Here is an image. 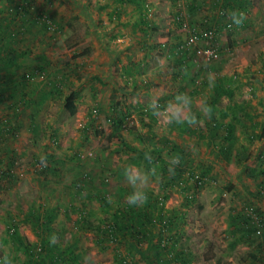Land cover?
Here are the masks:
<instances>
[{
	"label": "rangeland",
	"instance_id": "rangeland-1",
	"mask_svg": "<svg viewBox=\"0 0 264 264\" xmlns=\"http://www.w3.org/2000/svg\"><path fill=\"white\" fill-rule=\"evenodd\" d=\"M19 1L0 0V78L13 81L8 86L13 96L6 94L0 102V143L10 146L0 157L13 158L15 174L10 181L0 178V264H51L44 254L57 245L73 254L59 264H147L141 259L144 252L137 263L138 258L130 263L116 258L115 263L113 246L100 253L96 244L94 228L124 221V213L133 207L126 199L132 190L125 179L129 166L156 169L147 192L153 200L166 195L162 208L188 198L206 207H179L180 231L166 226L158 231L155 220L154 225L146 222L150 228L145 235L118 231L104 244L139 239L155 245L146 254L157 256L150 264H203L210 254L227 256L233 264H260L264 103L259 102L262 90L255 87L261 73L255 71L264 53V0L243 5V25L216 32L218 54L211 59L196 54L185 40L193 31L198 43L207 42L198 28L200 20L218 8L214 0H30L24 13L13 10ZM45 5L54 23L49 27L35 18ZM74 32L78 41L67 43ZM9 34L13 38H7ZM215 73L222 78H214ZM113 86H118L115 99L109 94ZM68 90L77 95L73 116L62 107ZM181 93L191 98L190 106L175 99ZM152 97L158 98L161 110L148 128L143 123L147 116L139 113ZM169 102L178 105L184 120L195 114V132L168 122L174 110ZM211 105L209 118L203 108ZM9 110L14 113L5 121ZM106 112L120 115L121 122L101 124L100 115ZM244 114L249 120L241 118ZM5 125L8 130L2 129ZM101 126L104 132L95 133ZM114 132L121 140L111 135ZM175 146L181 148L177 156ZM189 146L197 151H187ZM164 162L171 168L161 174L157 167ZM214 169L218 180L209 175ZM156 185L163 193L156 192ZM233 190L244 196L241 203L234 198L238 209L224 207ZM247 207L258 224L245 216ZM12 224L15 233L9 234ZM53 234L57 239L50 242ZM42 238L47 241L42 243ZM24 244L36 260H29Z\"/></svg>",
	"mask_w": 264,
	"mask_h": 264
},
{
	"label": "trees",
	"instance_id": "trees-1",
	"mask_svg": "<svg viewBox=\"0 0 264 264\" xmlns=\"http://www.w3.org/2000/svg\"><path fill=\"white\" fill-rule=\"evenodd\" d=\"M17 1H19V0H17ZM14 2H16V1H14ZM246 2H248V0H214L213 1L214 9L216 7H218V8L215 9V11L213 13H211V15H206L200 20V22H199V26L200 27L198 28V33L200 35H202V32L204 30H212L213 31V35L210 38L209 43L211 41L216 42L215 40H216L217 36H215V34L220 28H222V27H230V26L234 25V24H232L231 20L229 19L228 15H227V12L229 10H239L240 12H243V10L245 9L243 5ZM29 4H30V0L19 1V2H17V5L14 7L13 10L14 11H20V12L24 13V12H26L27 8L29 7ZM49 4L50 3L47 2V5H49ZM47 5H45V7ZM177 16H179V13H178V11H175V17H177ZM35 18L38 20L37 21L38 24H42L43 26H46V27L47 26L49 27L52 24H54L50 14L47 11V7H46V9L40 10L37 13V15L35 16ZM141 21L143 23L146 22L145 20H142V19H141ZM244 23H246V19H244L242 25ZM235 27H237V26L235 25ZM78 37L79 36L77 35V33L74 32V33L70 34L68 37H66V42L69 43V44L71 42V44H73L74 42L78 41V39H77ZM7 38H13V35L9 34V37H7ZM206 40L208 42L209 38L207 37ZM207 42L205 44H202V45H207ZM217 45L220 48L222 47L219 44H217ZM227 47H228V44L225 45V49H227ZM9 49H10V47H9ZM260 58L262 59V64L264 65V54ZM65 60H68V58L66 56L64 57V61ZM4 76L7 77L8 74L4 73ZM11 79H12V77H11ZM5 80H6V78L5 79L4 78L0 79V86L3 85V87H4L3 90H7L8 91L11 88H8V86L4 85L5 84L4 83ZM10 81H12V80H10ZM117 87L118 86L111 87V90L109 92L111 98H113V99L117 98V95L115 94L118 91ZM64 96L65 97H64L63 105H62L63 109L67 112V114L69 116L75 115V113L77 112V104H76L77 95L75 94V91L74 90H68V92ZM212 109L213 108H212V105H211V110ZM113 110H114V108H113ZM13 113L14 112H11V110H9V112H7V114L4 116L5 121H7L10 118V116L13 115ZM110 114L111 113L106 112V113L100 115L101 124L106 123L108 121L118 122V123L121 122V116L120 115H118V118H116V117H113V115L111 116ZM139 114H141V116L142 115L143 116L144 115L147 116L146 121L143 122V123H145L146 126H148V128L151 127V125H153V121L156 120V115H153L151 109H149V108H147V109L145 108V110L142 109V111H140ZM185 120H187V118ZM2 129L8 130V127L6 126V127H3ZM182 129L184 131H186V132H189V131L190 132H195L194 130L196 129V123L191 125V126L188 123H183L182 124ZM103 132H104V127L103 126H101L100 128H97V130H95V133H103ZM12 134H13V136H17V131H15V129H14ZM111 135L114 136V137L116 136L117 139L121 140V135L118 132H114L113 134L111 133ZM224 148H225V146H221L220 145V149L219 150L221 152H224ZM7 151H9V150L5 149L3 152H7ZM187 151H189V150H187ZM178 152H179V150L177 148V150L175 151V155L176 156H177ZM1 158L2 157H0V178L5 179L6 181L7 180L10 181L15 176V174L12 171L13 161L14 160H13V158H10L9 160L8 159H1ZM181 171H182V169H181ZM124 214H126L125 215L126 217L124 219V223L123 224L119 225V224H114V222H110V223L106 224L105 227H100L99 228L97 226V227L94 228V230L98 231L97 232L98 236H99V233H100L99 237L96 236V239H97L98 242L101 243V241H103L105 239L113 238L115 229L118 232L119 229L122 228V230H125L124 231L125 233L129 230L131 222L133 224V221L131 219V217H132L131 215L132 214L130 215L128 213V211H127V213H124ZM82 220L84 222H86V219L83 218ZM171 220L173 221V219H170V218H167V217L164 220V223L166 224V226L168 228L171 227L172 223L174 224V221L172 222ZM40 225H43V223H40ZM144 230L145 229H142V228L141 229L138 228V230L135 229V232L132 233V235H136L138 233H144ZM9 231H10L9 234H14L15 233L13 224L10 226ZM159 231H161V230L159 229ZM41 241H42V243H45L47 240L42 238ZM28 246H29V244H24L25 253H26V255H27V257L29 258L30 261H34V260H36L37 257L33 258L32 248L28 247ZM56 247L50 249V251H48V253L44 254V257L45 258L47 257V259L49 260V262L51 264H59L60 263V259H62V257L63 258H67V256L68 257H72L73 256V254L71 253V251L69 249H67V248H65V249L62 248L61 249L60 246H59L60 248H58V246H56ZM160 247L162 249L165 248L163 245L160 246ZM248 256L250 258L256 259L254 254H249ZM254 261H256V260H254ZM259 263L260 264H264V260H260Z\"/></svg>",
	"mask_w": 264,
	"mask_h": 264
},
{
	"label": "crops",
	"instance_id": "crops-1",
	"mask_svg": "<svg viewBox=\"0 0 264 264\" xmlns=\"http://www.w3.org/2000/svg\"><path fill=\"white\" fill-rule=\"evenodd\" d=\"M232 41V40H231ZM6 53V55H8L7 54V52H5ZM13 54V53H12ZM11 54V55H12ZM264 53H262V55H263ZM262 55H260L261 57H262ZM9 57V59H10V55H8ZM260 65H259V67L256 69V71L255 72H257V74L258 73H261V78H259V80L258 81H260L261 80V82H256V84H255V87L257 88V90H262V93L261 94H263L262 95V97H261V100H259V102L260 103H264V65L262 64V59L260 58ZM1 62L3 63L4 61L2 60V58H1V56H0V65H1ZM1 67V66H0ZM3 68H5V67H3ZM222 76H223V74L221 75V74H218V73H215L214 74V78H216V79H218V78H222ZM1 79V78H0ZM5 79V78H4ZM207 80H209V78H207ZM7 80H5L4 81V85L5 86H11L12 85V83H13V81H10V80H8L7 82H6ZM220 81V80H219ZM12 82V83H11ZM212 82H214V81H212ZM249 85V84H248ZM249 87H250V85H249ZM254 87V84H253V88H255ZM4 89V87H3V85H1L0 86V102H1V100L3 99V97L6 95V94H10L11 92V89H9L8 91L7 90H3ZM10 96H13L12 94H10ZM5 98V97H4ZM12 101H15V99H13ZM232 103H235V102H232ZM241 116H243V117H241ZM241 116H239V117H241V118H243V119H246V120H249V118H247V115L246 114H244V115H241ZM240 118V119H241ZM226 119V118H225ZM224 119V120H225ZM237 120H238V118H237ZM222 124H224V121L222 122ZM207 132V131H206ZM208 135V134H207ZM203 137V136H202ZM5 141V140H4ZM262 142V141H261ZM260 142V143H261ZM262 144V143H261ZM182 145V144H181ZM10 146L8 145V143L6 144L5 142H2V144L0 143V152H3L5 149H7V148H9ZM187 147H188V145H187ZM190 148H188V150L189 151H197V149L195 148V147H193V146H189ZM5 148V149H4ZM175 148H180V146L178 147V146H176ZM181 149V148H180ZM193 155V154H192ZM197 157H198V155H197ZM196 162H198V161H196ZM210 164H212V165H214L215 164V162L211 159V162H209ZM231 163V162H230ZM211 168H212V166L211 165H209ZM196 167H200V166H198L197 164H196ZM158 168H159V172L161 173V174H166L169 170H170V168H171V166L169 165V164H167L166 162H164L162 165H160V166H158L157 167V170H158ZM194 170H202V169H200V168H196V169H194ZM216 170H218V171H220L218 168H216ZM215 169L212 171V170H210L211 171V173L212 174H209V175H211L213 178H215L216 180H218V177H216L215 176V174H216V171ZM186 171V170H185ZM186 172H188V171H186ZM220 172H222V171H220ZM179 182H180V184L182 185V186H184V183H182V181L181 180H179ZM227 182V181H226ZM159 184V182H157V185ZM156 185V186H157ZM232 185H234V186H236V184L233 182V184ZM152 186H154V184H152L150 187H152ZM157 188H158V186H157ZM159 189V191H156V192H159V193H163L162 192V190L160 189V188H158ZM234 191V190H233ZM261 192H262V190H260ZM223 194H226V192H223L222 193V195ZM147 195H148V199H147V201L142 205V206H140V210L138 209V208H135V207H129V209L127 210L128 211V213L132 216L131 217V219H132V221H133V224H132V222H131V225H130V228H129V230L125 233L124 231L125 230H122V228H120L119 229V233L120 234H122V235H128L129 233H131V235H132V233H134L135 232V229L136 230H138V228H142V229H147V230H149V228H150V224H153L154 222H155V220H157L158 222H159V226H158V231H159V229L161 230V229H163L165 226H166V224L164 223V220H165V218L167 217V218H170V219H173V221H174V224L172 223V225H171V228H174L175 227V231H180V229H181V226H180V222H179V215H181V211H180V209H179V207H184V208H186V207H188V206H190V205H192L193 203L196 205V206H198V207H201L200 206V204H202V207H206L205 206V203L204 202H202V201H199L198 203H197V199H187V200H181V204L179 205H169L168 207H170L169 209H165V208H162V203H163V197L165 198L166 197V195L164 194V195H159L158 197H157V199L158 200H153V197L152 196H150L149 195V193L147 192ZM226 196V195H225ZM238 198L239 199V201L241 200V199H243L242 197H244V196H242V194L241 193H239V192H233L230 196H229V198H227L228 199V201H227V204H226V202H225V204L226 205H224V207H226V206H228V205H231V207L232 206H235V207H233V208H236V209H238V207L237 206H239V203H237L235 200L236 199H234V198ZM230 198H232V200H230ZM240 203H241V201H240ZM248 208V207H247ZM224 208H222V210H223ZM221 210V211H222ZM246 210V209H245ZM220 211V212H221ZM229 211V210H228ZM220 212H218V214L220 213ZM227 212V211H226ZM246 213L248 214V212L246 211L244 214H245V216H246ZM224 214V213H223ZM228 214V212L226 213V215ZM114 215H115V213H114ZM231 215V217H233L232 216V214H230ZM238 219H240V217L238 216ZM229 219L227 218V221H228ZM172 221V220H171ZM172 221V222H173ZM242 221H244L243 219H242ZM260 221V220H259ZM146 222L147 223H149V225L148 224H146ZM124 223V221H121V222H115L114 224H123ZM154 225V224H153ZM228 225V224H227ZM241 225H243V222H240L239 223V226H241ZM255 227H253L254 229H256L259 225H257V224H255L254 225ZM233 228H235L234 226H233ZM166 229H167V226H166ZM228 231H229V229H227ZM117 233V231H116V229H115V232H114V234H116ZM146 233H148V231H146V230H144V233H142V234H146ZM148 236H151V234H149ZM106 240V239H105ZM139 241V239H135V241H127L126 243H119V242H117L116 240L115 241H112V243L111 244H109V245H106V244H104V242H102L101 241V243L100 242H98V241H96L97 243L96 244H98L99 246H97V248H98V251L100 252V253H103V252H105L104 250H108V248L110 247V246H113V250L111 251V259H113V260H115L116 261V258H119V263L120 262H125V263H130V262H133V259H137L138 258V256L139 255H142V253L144 252L145 254H144V256H141V259L143 260V262H145V263H147V264H150L151 262H154V259H156L157 258V256L155 255V254H149L148 256H146V254H147V251H150V250H152V248L153 247H155V245H151V246H148V244H146V243H144V244H141V242H138ZM58 246V248H60L59 247V245H57ZM142 247H147V248H145V250H143V248ZM173 247H175V246H173ZM57 248V247H56ZM64 249V247H61V249ZM227 256H222L221 258H219V257H217L216 255H213V254H210V256L209 257H207V258H203V264H205V263H207V264H233V261L232 260H228V259H231V258H226ZM140 258H138L136 261H134V262H138V260H139ZM115 263H117V261L115 262ZM181 264H189L190 263V261L189 260H184V261H182V262H180ZM237 263V262H236ZM237 264H240V263H237Z\"/></svg>",
	"mask_w": 264,
	"mask_h": 264
},
{
	"label": "clouds",
	"instance_id": "clouds-1",
	"mask_svg": "<svg viewBox=\"0 0 264 264\" xmlns=\"http://www.w3.org/2000/svg\"><path fill=\"white\" fill-rule=\"evenodd\" d=\"M227 15L229 19L231 20L232 24L236 26L242 25L245 19V14L243 12H240L239 10H229L227 12ZM209 75L211 78V74ZM175 99L176 100L182 99L184 102L183 105L185 106H190L192 103L191 98L183 93L178 94ZM148 108L151 109L153 115H158L161 110V105L158 102V98L152 97L149 100ZM168 108L174 109L166 117L169 123H177V124L188 123L191 126L199 122L195 114H191V113L189 114L187 120L180 118L178 105H172V102H169ZM167 111L168 109L166 108L165 112ZM203 112L206 115H208L210 118L211 109L209 107L205 106L203 108ZM145 158L150 159L147 153L145 154ZM178 159L179 158L177 157L176 158L177 162H178ZM43 162L44 161L42 158V163ZM155 176H156V169L154 167L149 169L148 171H143V170L134 168L132 166H129L128 168L125 169V179L128 185L130 186V188L132 189L131 192L126 197L127 203L129 204V206L140 207L147 201L148 199L147 188L152 178ZM107 199L109 200L110 203L112 202L111 196H109ZM56 239L57 238L55 237L54 234L53 236L49 238L50 242H54Z\"/></svg>",
	"mask_w": 264,
	"mask_h": 264
},
{
	"label": "built area",
	"instance_id": "built-area-1",
	"mask_svg": "<svg viewBox=\"0 0 264 264\" xmlns=\"http://www.w3.org/2000/svg\"><path fill=\"white\" fill-rule=\"evenodd\" d=\"M202 35L204 38H209L208 42H207V45H202L201 43H198L197 42V39H199L200 37L193 31H191L190 33L187 34L186 36V44L187 45H191L193 47V50L196 54L198 55H202L203 58L205 59H211V58H214L217 56L218 54V49H217V46H216V42L214 41H210V38L212 37L213 35V31L212 30H204L202 32ZM202 179H199L198 181H201ZM246 211L248 212L249 216L251 218H253L251 220L252 223H257L259 222V219H255V216L252 212V208L251 207H248L246 209ZM255 233L256 234H259L260 233V229L259 228H256L255 229ZM162 245H164L163 242H161ZM261 255L263 256L264 258V249L261 251Z\"/></svg>",
	"mask_w": 264,
	"mask_h": 264
}]
</instances>
